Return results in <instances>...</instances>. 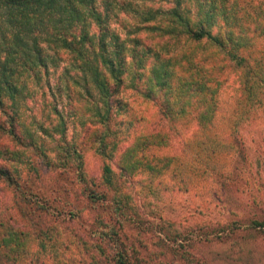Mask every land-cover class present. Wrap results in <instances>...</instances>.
Here are the masks:
<instances>
[{"label": "trees", "instance_id": "16d2710c", "mask_svg": "<svg viewBox=\"0 0 264 264\" xmlns=\"http://www.w3.org/2000/svg\"><path fill=\"white\" fill-rule=\"evenodd\" d=\"M263 17L259 10L241 8L238 0H0V184L20 203L40 207L22 190L31 182L20 181V168L36 175L43 168L58 169L84 184L83 150L92 145L103 159L98 184L103 189L95 185L84 191L90 202L107 204L112 219L98 220L91 264H136L119 224L120 217L131 219V180L147 173L144 185L150 189L175 172L181 177L178 189L186 192L189 168L201 167L205 178L220 174L217 158L234 150L216 120L221 80L213 71L227 66L239 82L230 132H239L249 112H264V48L254 41L264 35ZM126 92L152 103L175 132H180L175 123L194 115L197 133L188 143L193 153L184 164L176 167L177 157H144L145 151L166 145L158 133L137 138L117 156V119L127 110ZM70 123L80 133L68 139ZM48 139L53 156L43 148ZM162 202L154 191L143 208ZM3 218L0 264H34L35 256L43 264L59 256L58 247L20 226L36 227L29 214ZM251 224L264 228V222ZM229 227L239 229L240 223ZM54 230L48 228L43 237Z\"/></svg>", "mask_w": 264, "mask_h": 264}, {"label": "rangeland", "instance_id": "374dc122", "mask_svg": "<svg viewBox=\"0 0 264 264\" xmlns=\"http://www.w3.org/2000/svg\"><path fill=\"white\" fill-rule=\"evenodd\" d=\"M238 2L249 12L259 10L264 14V0ZM260 21L264 25V17ZM254 41L256 48H264V35H255ZM213 75L221 80L216 120L220 128L227 130L221 134L229 136L227 140L234 145V150L217 158L222 166L220 174L205 178L201 167L189 168L191 185L186 192L178 189L181 177H176L175 172V178L169 171L150 189L144 185L147 173H140L131 180L130 204L134 206L132 215L129 214L131 219L126 221L120 217L123 221L119 224L120 234L134 250L131 259L136 264H264V228L251 224L254 220L264 222V112L260 111L261 116L249 112L248 119L238 124L239 132H230V119L236 115L234 109L240 96L239 82L227 66L224 70L215 69ZM122 98L127 110L117 119L120 140L117 156L137 138L158 133L160 138H165L166 145L145 151L144 157H177L176 167L184 164L193 153V146L188 143L197 133L194 115L175 123L174 127L180 131L175 132L161 120L152 103L131 92L124 93ZM63 102L65 105L66 101ZM75 128L71 123L68 125V139L80 133L75 132ZM161 128L163 132H154ZM76 142L81 144V139ZM43 148L53 156V143L49 139ZM83 164L87 175L84 184L78 183L73 175L61 174L58 169L43 168L36 175L28 168H20V181L31 182L22 190L32 194L26 196L32 202L38 201L40 207L20 203L13 190L0 184V221L6 222L3 217L8 215L19 220L29 214L36 227L25 222L20 226L34 230L35 236L41 235L48 246L58 247L59 256L43 259V264H91L92 256H97L91 244L95 242L93 233L100 231L98 220L111 222V209L107 204L90 202L84 191L90 187L96 189L103 173V159L92 145L83 150ZM158 181L162 186L155 188ZM175 181L176 188H170ZM102 189L100 186L96 190ZM154 191L163 202L158 208L144 209L143 201ZM234 221L240 223L239 229L229 227ZM8 222L12 223V219ZM53 227L54 234H47L51 240L43 237L49 232L46 230ZM53 237L61 240V245L55 243ZM34 262L41 264L37 256Z\"/></svg>", "mask_w": 264, "mask_h": 264}]
</instances>
